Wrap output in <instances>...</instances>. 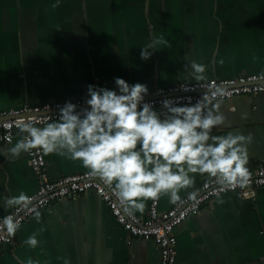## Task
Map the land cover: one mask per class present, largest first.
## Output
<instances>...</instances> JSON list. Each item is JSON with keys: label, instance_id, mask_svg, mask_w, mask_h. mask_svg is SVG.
<instances>
[{"label": "crops", "instance_id": "1", "mask_svg": "<svg viewBox=\"0 0 264 264\" xmlns=\"http://www.w3.org/2000/svg\"><path fill=\"white\" fill-rule=\"evenodd\" d=\"M55 2L0 0V110L83 98L88 84L111 89L115 77L151 92L186 82L183 65L190 60L207 65L208 80L264 72V0H61L52 8ZM153 36L169 45H157L142 61L140 49ZM220 113L221 132L252 133L248 167L264 163V92L222 101ZM11 146H0V195H30L36 178L25 153L5 158ZM44 158L52 180L86 171L54 154ZM220 196L223 204L214 198L174 229L175 264H264V187L251 200ZM158 206L172 205L165 197ZM147 210L136 215L144 218ZM41 213L39 224L28 218L13 244L0 247V264H18L16 257L41 264H160L156 244L130 237L92 191ZM41 227L40 246L29 249L22 241Z\"/></svg>", "mask_w": 264, "mask_h": 264}, {"label": "clouds", "instance_id": "2", "mask_svg": "<svg viewBox=\"0 0 264 264\" xmlns=\"http://www.w3.org/2000/svg\"><path fill=\"white\" fill-rule=\"evenodd\" d=\"M60 2L56 0L52 8ZM157 45L166 47L169 41L163 36L151 37L140 49V60H149ZM219 63L223 65V59ZM183 68L189 75L177 91H196L197 86L192 84L196 81L199 89L206 90L199 97L145 100L149 95L146 84H130L120 77L114 78L115 87L111 89L88 84L79 107L65 100L46 120L21 121L17 125L19 138L13 144V137H6L12 146L3 154L15 160L22 153L39 150L44 155L79 162L86 170L85 176L105 186L117 208L133 219L136 213H145L149 201L156 203L165 197L177 207L189 202L198 204V176L204 179V188L214 189L216 202L223 204L222 191L250 185L248 146L253 135L221 132L226 123L220 113L225 90L208 83L207 65L190 60ZM255 79L264 80V72ZM162 94V89L157 90L156 95ZM34 199L25 191L0 195V208L7 213L0 217V238L6 242L15 238L21 228L17 211H27L36 223L41 222L42 213ZM45 230L38 228L22 243L37 249L41 243L38 237ZM16 259L18 264H41L32 257Z\"/></svg>", "mask_w": 264, "mask_h": 264}, {"label": "built area", "instance_id": "3", "mask_svg": "<svg viewBox=\"0 0 264 264\" xmlns=\"http://www.w3.org/2000/svg\"><path fill=\"white\" fill-rule=\"evenodd\" d=\"M258 75L247 74L235 78L209 79L208 83H214L224 89L225 95L222 97V101H228L236 96H254L264 92V80L255 79ZM182 83L184 82L167 87H156L149 92L145 100L158 101L166 96H192L195 98L206 91L199 89L198 82L192 83L197 86L198 89L196 91L187 93L177 91ZM161 89L163 94L156 95L157 90ZM84 98H66L58 101H46L36 105L23 104L19 108L0 110V146L5 147L9 144L6 137L9 135L13 137L15 133H19L17 125L21 121L33 120L39 122L46 120L49 114H55L57 104H63L65 100H71L79 107L82 105ZM52 118L54 119L55 117L53 116ZM37 126H40L39 123H37ZM25 157L37 184L35 191L30 196L35 197L33 203L40 211L48 209L52 203L61 201L67 196L76 197L87 191H92L104 202L115 221L130 237L151 240L156 244L160 251V264H175L176 237L174 229L181 225L189 216L198 214L202 206L216 198L214 189L204 188V180H202L197 187L201 193L198 204L189 202L183 206L172 205L171 208L162 210L159 209V201L156 203L150 201L146 216L141 218L136 215V218L133 219L118 209L115 199L109 190L100 182L89 180L84 174L85 171L64 175L52 180L47 176L44 154L39 150H34L32 153H25ZM248 168L252 174L248 187L241 189L237 186L233 189L222 191L220 195L235 193L244 199H254L257 190L264 187V163L254 164ZM4 215H7V213ZM16 215L21 221V225L31 217L27 211L23 210L17 211ZM14 240L15 238L10 242H6L5 239L0 238V247L2 245H11Z\"/></svg>", "mask_w": 264, "mask_h": 264}]
</instances>
